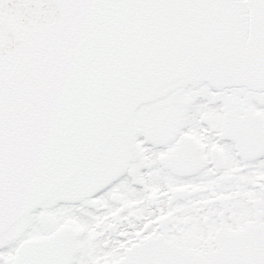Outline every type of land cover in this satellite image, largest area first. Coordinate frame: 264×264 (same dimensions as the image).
<instances>
[{"label":"snow or ice","instance_id":"1","mask_svg":"<svg viewBox=\"0 0 264 264\" xmlns=\"http://www.w3.org/2000/svg\"><path fill=\"white\" fill-rule=\"evenodd\" d=\"M0 264H264V0H0Z\"/></svg>","mask_w":264,"mask_h":264}]
</instances>
